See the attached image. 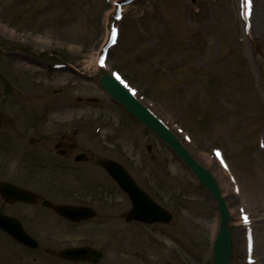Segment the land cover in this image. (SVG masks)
<instances>
[{"label":"rangeland","instance_id":"rangeland-1","mask_svg":"<svg viewBox=\"0 0 264 264\" xmlns=\"http://www.w3.org/2000/svg\"><path fill=\"white\" fill-rule=\"evenodd\" d=\"M254 2L248 27L238 0H135L102 69L94 60L112 0H0V133L27 132L28 147L34 132H78L98 159L121 163L172 213L148 229L122 221L117 231V222L108 223L105 264H212L217 228L209 193L99 87L98 76L113 69L216 177L231 210L230 264H248L240 203L253 219V264H264V188L249 191L264 183L256 178L264 171V0ZM212 147L223 150L239 195ZM91 168L106 182L105 196L121 198L126 209L103 167Z\"/></svg>","mask_w":264,"mask_h":264},{"label":"flooded vegetation","instance_id":"flooded-vegetation-1","mask_svg":"<svg viewBox=\"0 0 264 264\" xmlns=\"http://www.w3.org/2000/svg\"><path fill=\"white\" fill-rule=\"evenodd\" d=\"M26 133H0V181L32 194L30 201L0 194V215L8 219L0 227V264H104L101 259L90 262L83 253L77 254L79 259L54 253L83 246L104 250L107 217L124 221L118 199L105 196L102 186L106 182L100 183L91 168L98 156L78 132H35L36 137L29 140L30 149L25 144ZM10 134L12 138L6 137ZM103 174L108 177L104 169ZM114 185L122 196L123 191ZM101 188L104 192H95ZM56 204L86 207L85 214L93 213V217L69 220L52 209ZM11 218L34 240L15 237L11 232L20 228ZM120 228L118 225L116 230Z\"/></svg>","mask_w":264,"mask_h":264},{"label":"water","instance_id":"water-1","mask_svg":"<svg viewBox=\"0 0 264 264\" xmlns=\"http://www.w3.org/2000/svg\"><path fill=\"white\" fill-rule=\"evenodd\" d=\"M101 86L115 99L122 103L130 112H132L136 117L142 120L148 127L152 128L157 132L172 148L173 150L188 164V166L193 170L199 180L209 189V191L215 196L218 201L220 208V223L215 241L213 244V258L214 264H228V239L229 233L225 229V219L227 218V210L224 205L223 199L220 197L218 189L216 187L215 181L209 175V173L198 165L184 150V148L178 143V141L161 126L155 119H153L144 108H142L129 94L122 88L116 81L112 79L109 74H104L99 78ZM1 125V122H0ZM102 164L106 169L120 181V171L121 166L117 163L107 160L102 161ZM123 177V176H122ZM2 186V185H1ZM133 200V213L129 214V217H142L146 221L151 220H162L169 221L170 213L158 205L151 202L144 196H140L136 201L132 195ZM138 201L141 203L138 207ZM145 204H147L145 206ZM144 208H147L146 211ZM138 210L140 212L138 213ZM141 214V216H140ZM149 215V216H148Z\"/></svg>","mask_w":264,"mask_h":264},{"label":"bare ground","instance_id":"bare-ground-1","mask_svg":"<svg viewBox=\"0 0 264 264\" xmlns=\"http://www.w3.org/2000/svg\"><path fill=\"white\" fill-rule=\"evenodd\" d=\"M118 44V43H117ZM95 60H96V58H95ZM223 158H224V155H223ZM228 161V160H227ZM236 176V175H235ZM260 177H261V179L262 180H264V171H258L257 172V179H260ZM237 178V177H236ZM264 188V183L261 185V186H256V188H254L253 190H249L250 191V194H253V193H255V191H257L258 190V188ZM258 246H259V248H260V242L258 243Z\"/></svg>","mask_w":264,"mask_h":264},{"label":"snow or ice","instance_id":"snow-or-ice-1","mask_svg":"<svg viewBox=\"0 0 264 264\" xmlns=\"http://www.w3.org/2000/svg\"><path fill=\"white\" fill-rule=\"evenodd\" d=\"M247 3L250 5L251 4V0H247ZM248 14H250V12ZM112 35H113V37L115 36V30H113ZM101 62H103V60H101ZM117 78H119V77H117ZM217 155L219 156V153H217ZM244 220H245V222H247V217H244Z\"/></svg>","mask_w":264,"mask_h":264}]
</instances>
